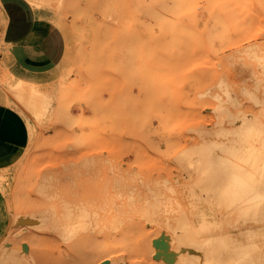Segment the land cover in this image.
<instances>
[{
	"label": "rangeland",
	"instance_id": "374dc122",
	"mask_svg": "<svg viewBox=\"0 0 264 264\" xmlns=\"http://www.w3.org/2000/svg\"><path fill=\"white\" fill-rule=\"evenodd\" d=\"M26 1L40 43L19 59L0 0V86L23 134L0 151V264H194L201 226L264 264V214L226 208L189 166L221 145L264 167V0Z\"/></svg>",
	"mask_w": 264,
	"mask_h": 264
},
{
	"label": "bare ground",
	"instance_id": "6f19581e",
	"mask_svg": "<svg viewBox=\"0 0 264 264\" xmlns=\"http://www.w3.org/2000/svg\"><path fill=\"white\" fill-rule=\"evenodd\" d=\"M28 1H30V0H28ZM54 1H58L59 2L60 0H54ZM96 2H98V1H96ZM184 2H185V0H184ZM106 5H107V3H106ZM180 6H181V4H180ZM108 7L109 6H106V9ZM127 8H128V6H127ZM180 10L181 9H178V11H180ZM184 10H185V7H184ZM120 11H122V10H120ZM129 11H131V9H129ZM164 11H166V9L163 10V12ZM182 11L183 10L180 11L181 14L184 13V11L183 12ZM107 12H108V10H107ZM135 13H137V11ZM165 13H168V12H165ZM108 14H109V12H108ZM129 14H130V12H129ZM132 16L135 17L134 15H132ZM162 16H163V19H164L165 15H162ZM157 18H159V17H157ZM167 18H169V17H167ZM163 21L161 20V22H163ZM165 21L167 23V21H169V20H165ZM180 21L181 20H179V22ZM126 23H127L128 26L125 27V28H128L129 25H130L129 21L126 22ZM183 24L185 25L184 21H183ZM183 24L181 25L182 26V31L184 30L183 29V26H184ZM176 25H177V23H176ZM124 26H126V24ZM174 26L175 25H173V27ZM121 27H122L121 29L123 30L124 29L123 26H121ZM184 28H185V26H184ZM124 30L127 31L126 29H124ZM170 31L168 32V36H169L168 38H170V40H168V43L170 41L171 45L172 44L174 45V46L172 45V47H174L172 49L177 51V48L181 46V45L180 46H178V45L182 44L183 40L182 41L180 40L182 43L180 41H178L179 44L177 43V45H176V43L174 44V41H175L174 39H175V37H179V36H180V39H182L181 36L183 35L185 37L184 33H186V32L184 30L183 31L184 33H183L181 30H179V31H181L183 33V34H181L180 32H177L178 30L176 31L175 29H172ZM165 39H166V37H165ZM184 41H185V39H184ZM120 45H122V44H120ZM117 47H116V50H117ZM119 48H120V46H119ZM118 50H122V49H118ZM173 50H172V52H173ZM178 50L180 52V48ZM38 91L35 88H33V96L38 94ZM44 104L46 105V103H44ZM39 105H41V104H38V106ZM41 108L43 109V106H40L39 110ZM40 111H42V110H40ZM41 116L43 117L44 115L41 114ZM248 130H249L248 132L250 134H257V132H255L256 129L253 126H251V128H249ZM253 148L250 149L251 150L250 151L251 154H247V153H249L247 151H239V150L228 149V148H225V147H223L221 145L218 146V149L220 151H222V152L227 154L226 157L215 156L216 154H213L211 149L206 150L202 145L199 146V147H196L191 152V156L194 157L196 160H199L198 163H195V164L193 163V164L189 165V166H191L190 168L192 169V171L195 170L196 173H199V175H200L199 178H201L203 182L205 180H208V181L212 180V182H214L213 186H212V182H208L207 181V183L211 184L213 189H215L214 187H216V184H217L218 185L217 187L219 188V189L217 188L218 192L216 190H213V191L216 192V196L218 195L219 199L221 198V200L223 201V204L225 203L224 205H226V208H228L230 210H232L233 208H236V209H238L239 214L241 213L242 215L249 214L251 212L250 209H252V212H253L252 214H257V215L258 214H264V167H262L258 171H257V168H256V164L259 163V161H263V157L261 155H259V153L257 151H255V149H253ZM234 159H237L238 162H234ZM204 164H206V165L208 164L206 168L203 167ZM201 165H202V167H199ZM253 169H255V171H253ZM217 201H219V200H217ZM220 205H222V204L220 203ZM222 212L224 214L225 211H221V213ZM232 214H230V215L232 216ZM248 216H251V215H248ZM255 220H256V218H255ZM245 222H247V221H244V223ZM207 223H210V222H207ZM229 224H231L232 227L235 226L233 224V222H231ZM231 225H228L229 227H227V228L230 229V230L227 229L229 232L232 231L231 230L232 227L230 228ZM223 226H222V228H223ZM211 227L212 226H208V227L207 226H204V227L201 226V228H198V230L200 229L198 231V233L200 232L202 237L200 236L201 239L199 238V236H195V237L196 238L198 237V239H200V240L196 239L197 241H195L194 243H192L195 240L194 238H193L192 242H190V239L188 240L190 243H192V245H194L193 247H195V249L198 248L200 250L201 256H198L199 252L197 250L198 254H196V256H198L197 258L199 260L196 263H194V264H259V261L255 259V257L251 253V250L248 248L249 247L248 243H246L244 245L243 241L240 240L234 234L232 236L233 237H237V238L229 237L230 233L227 230L226 231L229 233V234H227V235H229L227 237H229V238H227L226 236L225 237L222 236V237H219V238L218 237H214L215 235H212V232L214 230H212ZM241 228L242 227H240V229ZM238 229H239V227H238ZM236 230H237V228H236ZM233 231H235V230H233ZM131 234H133V233H131ZM205 234L206 235L208 234V236L204 237ZM241 234H244V232L241 233ZM222 235H224V234H222ZM132 238H133V236H132ZM218 239H219V242H221L222 246L220 245L221 248L219 247V249H216V247H215V245H213V243L215 241H218ZM184 241H187V240H184ZM187 245H189L190 248H191L190 244H187ZM162 248H163V246H162ZM162 248H161V251H162ZM167 249L170 250L171 248H167ZM155 250H156V248L154 249V251ZM136 251L138 252V249ZM136 251H135V253H136ZM188 252L191 253L192 249L190 251L188 250ZM183 254L186 255L185 253H183ZM183 254H181V257L184 256ZM192 254L195 255V253H192ZM97 256H100V254L97 255ZM196 256H194V259H195ZM186 257L189 258V255L186 256ZM183 258H185V257H183ZM188 258H186V259H188ZM89 261H91V260H89ZM93 264H95V263H93Z\"/></svg>",
	"mask_w": 264,
	"mask_h": 264
},
{
	"label": "crops",
	"instance_id": "0c3cea01",
	"mask_svg": "<svg viewBox=\"0 0 264 264\" xmlns=\"http://www.w3.org/2000/svg\"><path fill=\"white\" fill-rule=\"evenodd\" d=\"M4 12L3 43L13 49L19 59L37 49L40 43V21L26 0H1ZM8 95L0 86V151L18 144L23 137L21 123L9 109Z\"/></svg>",
	"mask_w": 264,
	"mask_h": 264
}]
</instances>
